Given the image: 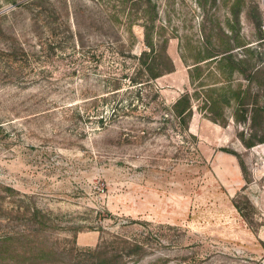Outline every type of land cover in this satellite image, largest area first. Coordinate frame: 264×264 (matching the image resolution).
<instances>
[{"label":"rangeland","instance_id":"374dc122","mask_svg":"<svg viewBox=\"0 0 264 264\" xmlns=\"http://www.w3.org/2000/svg\"><path fill=\"white\" fill-rule=\"evenodd\" d=\"M50 1L60 15V40L67 27L74 39L63 51L53 48L33 59L17 83L10 82L8 67L0 65V121L7 131L0 138V183L26 195L25 201L47 216L43 237L55 252L47 263L72 264L81 257L79 251L116 234L142 247L139 256L124 257L122 264H264V142L245 148L238 138L241 133L249 139L253 128L258 129V115L251 123L234 122L233 107L223 106L227 122L219 125L203 117L200 100L194 99L196 142L188 156L168 126L157 128L162 125L160 110L144 89L130 98L135 110L96 127L94 107L107 115L113 103H91L97 76L110 65L104 53L101 66L95 67L91 53L129 47L123 16L115 4L102 1ZM150 1L155 25L168 36L166 50L173 63L171 72L152 81L164 104L193 91L180 54L202 38L209 40L207 48L221 49L236 34L244 45L233 50L239 61L232 85H247L250 102L259 84L264 89V0ZM11 8L2 3L0 13ZM235 10L237 21L227 25ZM105 17L111 22L100 27L98 20ZM135 23L132 49L139 51L142 29ZM0 25H9L25 46L35 45L28 12L8 15ZM7 35H0V45ZM192 53L185 50V63L192 62ZM251 64L261 71L247 82L244 75ZM209 70L221 84V74ZM30 259H10V264L45 263Z\"/></svg>","mask_w":264,"mask_h":264},{"label":"trees","instance_id":"16d2710c","mask_svg":"<svg viewBox=\"0 0 264 264\" xmlns=\"http://www.w3.org/2000/svg\"><path fill=\"white\" fill-rule=\"evenodd\" d=\"M97 2L115 4L118 12L123 16L124 31L128 34L129 47L127 49H114L111 46L105 51L94 49L91 56L94 60V66H101L100 62L104 59V53H107L110 65L104 67L97 76L98 90L92 97L91 103L105 104L112 102V108L107 115L98 113L99 105L95 106L97 112L95 114L96 127H104L116 117L128 115L135 110L130 98L138 97L141 89H144L146 96L150 102L154 103L159 112V118L162 125L157 127L164 130L166 126L175 134L177 144H181L187 150V155L195 149L196 136L189 131V123L192 118L193 109L192 102L194 99L200 100L199 109L202 110L203 117L208 120L225 125L227 120L222 112L223 106L233 107L231 118L234 122L254 120L258 115V129L255 130L249 139H244L240 133L238 136L240 142L245 148L253 146L255 143L264 142V89L258 85V89L253 96L252 101H248L250 93L248 86L241 87L238 82L232 85V75L236 72L237 61L239 59L234 56L233 50L237 46L244 44L238 41L236 34L232 35L229 40H225L221 49H209L204 40L197 43L190 49L193 53L190 55L192 62L185 63L186 55L183 49L180 54L182 62L186 66L188 83L195 85L192 92L184 91L180 93L171 103L164 104L159 99L158 91L153 87L152 81L161 75L173 70V63L167 53L168 36H164L155 25L156 11L150 0H95ZM2 3L11 4L13 8L6 12L0 13V21L6 20L8 15L19 11L29 13V20L33 25V34L35 45L25 46L17 35L9 29V25H0V35L7 33V38L0 45V65H5L11 74L10 82L18 81L21 70L29 67L33 59L39 60L44 53L65 50L67 42L74 39V32L68 29L67 35L60 40V23L57 19L60 17L58 8L50 0H0ZM230 17L226 18V24L233 20L237 21V11H230ZM120 18L115 17V20ZM120 21V20H119ZM142 29L143 48L134 51L133 42L135 36L132 32V25L136 24ZM111 17H105L98 20L99 26L109 24ZM229 28V27H228ZM230 31V29H229ZM75 40L82 44L80 35L75 34ZM226 36V34H225ZM228 38V36H226ZM261 38H263L261 36ZM110 45L112 41L105 40ZM233 42V43H230ZM74 46V44L72 45ZM54 48V49H53ZM56 51V52H57ZM33 68V67H31ZM39 68V67H37ZM213 68L217 74H221L223 81L217 85L214 73L209 70ZM250 71L244 75L247 82L252 81L261 70L256 65L250 67ZM208 73H203L204 70ZM13 73L17 74L13 80ZM205 78L211 80L206 82ZM13 80V81H12ZM133 91L136 92L132 95ZM126 96V98H124ZM125 103V104H124ZM148 103H145V107ZM242 108V109H239ZM241 111V113H240ZM147 118L150 115H146ZM255 125V124H254ZM0 121V138L7 132L2 127ZM192 126V123H191ZM262 129L260 135L256 132ZM223 151L227 149L222 148ZM238 165L242 172H245V166L242 159L237 156ZM26 195L19 192L9 185L0 183V264L18 263L29 260V256H34L33 250L37 255L32 259L35 262H45L50 264L49 254H55L53 248L45 243L44 233L49 224V220L45 213L35 207L31 201H25ZM237 211L240 209L234 204ZM18 225L19 227H15ZM12 226V227H11ZM14 226V227H13ZM142 247L136 241H129L119 235L112 234L109 240L100 239L98 244L92 248H85L79 252L80 256L73 261L72 264H122L121 260L127 256H139ZM30 252V254H29ZM30 259V260H32Z\"/></svg>","mask_w":264,"mask_h":264},{"label":"crops","instance_id":"0c3cea01","mask_svg":"<svg viewBox=\"0 0 264 264\" xmlns=\"http://www.w3.org/2000/svg\"><path fill=\"white\" fill-rule=\"evenodd\" d=\"M178 95H176L170 102H172L176 97H177ZM192 119H193V114H192V118H191V121H190V123H189V131L190 132H192L193 134H195L196 133V131H197V128H195V126L192 124V126H191V122H192ZM193 129L195 130L194 132H193Z\"/></svg>","mask_w":264,"mask_h":264}]
</instances>
